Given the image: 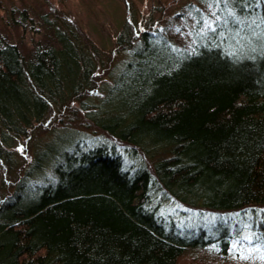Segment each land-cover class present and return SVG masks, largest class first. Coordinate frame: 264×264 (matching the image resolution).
<instances>
[{
  "label": "trees",
  "instance_id": "1",
  "mask_svg": "<svg viewBox=\"0 0 264 264\" xmlns=\"http://www.w3.org/2000/svg\"><path fill=\"white\" fill-rule=\"evenodd\" d=\"M85 1L0 0V264H264V0Z\"/></svg>",
  "mask_w": 264,
  "mask_h": 264
},
{
  "label": "rangeland",
  "instance_id": "2",
  "mask_svg": "<svg viewBox=\"0 0 264 264\" xmlns=\"http://www.w3.org/2000/svg\"><path fill=\"white\" fill-rule=\"evenodd\" d=\"M131 8L134 10L137 16L143 17L144 15H149V12L153 9V6H158L157 0H128ZM164 6L167 7V16L166 21L171 23V26H176V24L181 25L184 23L179 20H171L173 15L180 10H182L183 6L186 4L185 2L189 0H162ZM78 9L73 10L74 16L76 17L77 21L80 22V26L85 29L84 32H89L91 34L92 40L97 47L103 48L107 53H111L114 45L116 43V37L120 33V26H122L123 22L125 21V17L128 14L127 7L124 3V0H86L84 4L77 5ZM158 8V7H157ZM174 13V14H173ZM158 13L157 16L159 18ZM168 18V19H167ZM142 23L144 19L142 18ZM86 32V33H87ZM178 40L181 42H186V37H178ZM25 45H31L30 36L23 40ZM112 54V53H111ZM119 55L116 58H120ZM116 59L115 62L118 61ZM61 126V125H60ZM59 127V125H56ZM46 136V135H45ZM257 210H261L263 207H256ZM191 213L186 212L185 215L180 216L179 218L182 222L187 221V223L192 224ZM251 214H245L240 218H231V222L235 223H244L246 220H249ZM189 219V220H188ZM205 223V222H204ZM191 227V226H190ZM240 228V227H238ZM237 228V229H238ZM242 230V229H241ZM242 242H247V245H251L253 240H251V235L245 231L241 232L239 238ZM248 248H252L248 246ZM216 253V250H213ZM211 248H207L201 251L203 258H211V253H214ZM195 252V253H198ZM247 247L244 248L241 252V256L243 259H249L254 261L258 257V255H248ZM214 253V254H215ZM249 253V252H248ZM251 256V257H249Z\"/></svg>",
  "mask_w": 264,
  "mask_h": 264
},
{
  "label": "snow or ice",
  "instance_id": "3",
  "mask_svg": "<svg viewBox=\"0 0 264 264\" xmlns=\"http://www.w3.org/2000/svg\"><path fill=\"white\" fill-rule=\"evenodd\" d=\"M208 27H211V25H208L207 22H205Z\"/></svg>",
  "mask_w": 264,
  "mask_h": 264
}]
</instances>
